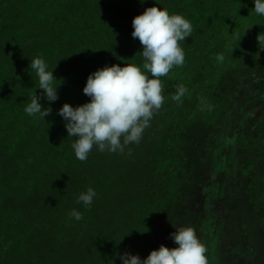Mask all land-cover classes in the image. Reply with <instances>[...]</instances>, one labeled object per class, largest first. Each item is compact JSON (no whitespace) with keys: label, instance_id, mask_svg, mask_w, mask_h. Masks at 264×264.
<instances>
[{"label":"trees","instance_id":"trees-1","mask_svg":"<svg viewBox=\"0 0 264 264\" xmlns=\"http://www.w3.org/2000/svg\"><path fill=\"white\" fill-rule=\"evenodd\" d=\"M157 3L0 0V264H121L124 252L178 247L179 227L196 231L209 264H264V16L253 0ZM152 6L191 21L185 62L160 77L164 104L139 144L94 146L80 161L58 110L89 102L97 69L142 67L132 20ZM37 56L58 79L55 102L30 68ZM35 94L51 108L45 121L24 111Z\"/></svg>","mask_w":264,"mask_h":264},{"label":"clouds","instance_id":"clouds-1","mask_svg":"<svg viewBox=\"0 0 264 264\" xmlns=\"http://www.w3.org/2000/svg\"><path fill=\"white\" fill-rule=\"evenodd\" d=\"M144 0H141L143 3ZM254 12L264 16V0H253ZM157 3V0H156ZM158 4V3H157ZM133 38H138L142 45V67L135 63L105 66L89 74L83 93L89 102L73 107L65 103L58 115L65 121L68 137H74L71 144L75 157L86 161L93 147L98 151L124 153L125 147L139 144L146 128L150 126L154 114L164 104L163 84L160 77L167 76L174 67H182L185 52L181 41L192 36L194 31L190 20L181 14L169 13L167 8L152 6L132 20ZM261 48L264 39L258 36ZM218 63L225 60L223 54L215 57ZM30 68L39 81V89L49 102L58 99V86L53 70H48L47 62L40 56L30 61ZM188 92L184 85H178L171 99L179 104ZM40 97L32 96L24 111L27 115L45 121L51 114L50 107H43ZM203 110V109H202ZM211 110V106H208ZM131 155V153H128ZM97 193L92 187L81 192L77 203L90 208ZM70 216L76 221L83 219V214L75 209ZM171 238L178 247L168 248L160 245L149 255L141 259L138 254L124 252L118 254L121 264H209L206 245L198 238L192 227H179L171 233Z\"/></svg>","mask_w":264,"mask_h":264}]
</instances>
